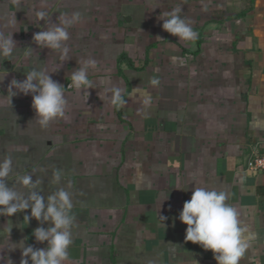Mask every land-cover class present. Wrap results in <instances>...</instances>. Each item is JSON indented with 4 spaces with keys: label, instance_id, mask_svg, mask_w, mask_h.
Wrapping results in <instances>:
<instances>
[{
    "label": "crops",
    "instance_id": "0c3cea01",
    "mask_svg": "<svg viewBox=\"0 0 264 264\" xmlns=\"http://www.w3.org/2000/svg\"><path fill=\"white\" fill-rule=\"evenodd\" d=\"M176 9L194 39L162 29L159 16ZM13 12L17 49L0 57V97L29 70L59 66L50 75L66 87V106L47 127L34 119L31 96L0 107V160L11 159L4 180L24 195L26 175L45 198L69 193L63 264H216L185 240L178 219L196 187L223 191L238 209L253 237L240 264H264V172L243 170L253 150L264 155V0H0V30ZM63 13L80 20L61 62L32 37ZM86 58L97 70L92 88L77 92L68 76ZM115 88L119 106L110 100ZM26 214L0 216V264H20L11 243L46 246L31 233L49 225L27 224Z\"/></svg>",
    "mask_w": 264,
    "mask_h": 264
},
{
    "label": "clouds",
    "instance_id": "9594fccd",
    "mask_svg": "<svg viewBox=\"0 0 264 264\" xmlns=\"http://www.w3.org/2000/svg\"><path fill=\"white\" fill-rule=\"evenodd\" d=\"M178 13L179 9H176L160 15L159 19L163 21L162 29L181 40L194 39L196 33ZM45 15L44 11L37 13L40 20H43ZM9 16L11 19L8 20V30H0L2 58H12L17 49L12 33L18 31L16 30L18 24L14 12L9 13ZM79 20V13L71 15L63 13L58 23H50L45 30L34 33L32 41L39 48L58 51L60 61L64 62L70 58V49L66 43L70 38L69 28ZM78 64L79 66L68 76L67 87L82 92L92 88L89 76L91 71L97 70V61L94 58H86L79 60ZM53 67L55 69L53 71L29 70L22 81L12 79L6 90L7 95L0 97V107L5 104L12 106V98L22 94L31 96L34 119L40 126L47 127L50 122L62 117L66 106L64 90L66 87L52 79L50 74L55 73L59 66ZM4 77L5 75H0V82ZM156 83L157 81H152V84ZM121 91L120 88L113 90L114 94L110 97L112 105L119 106L122 103ZM99 95L103 100V94L99 93ZM11 171V159L0 160V216L12 217L14 214L27 211L23 217L27 224L34 219L41 225L49 226L46 228L38 226L31 233L35 241L42 244L46 242L45 247L34 248L32 245H27L25 238L18 243H11L18 244L19 247L9 251L20 249V264H63L68 258V249L72 244L73 221L70 215L72 202L69 193L61 188L45 198L36 190V182L32 177L26 175L19 180L20 184L29 188L27 195H24L5 182L4 178ZM59 179L57 175L56 181L59 182ZM191 193L190 199L183 203L178 216L179 221L187 226L185 240L210 251L216 264H240L253 237L242 224L238 209L225 202L227 196L223 191L196 187ZM7 223L12 225L10 221ZM12 227L8 229V236ZM8 264L13 262L8 259Z\"/></svg>",
    "mask_w": 264,
    "mask_h": 264
},
{
    "label": "built area",
    "instance_id": "2783aa9c",
    "mask_svg": "<svg viewBox=\"0 0 264 264\" xmlns=\"http://www.w3.org/2000/svg\"><path fill=\"white\" fill-rule=\"evenodd\" d=\"M243 167L245 172H264V155L258 154L257 151L253 150L249 155L244 157Z\"/></svg>",
    "mask_w": 264,
    "mask_h": 264
}]
</instances>
